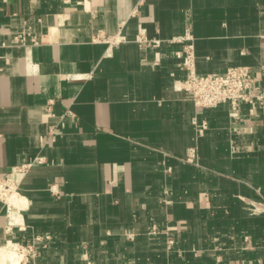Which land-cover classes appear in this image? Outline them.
I'll use <instances>...</instances> for the list:
<instances>
[{
  "label": "crops",
  "instance_id": "obj_1",
  "mask_svg": "<svg viewBox=\"0 0 264 264\" xmlns=\"http://www.w3.org/2000/svg\"><path fill=\"white\" fill-rule=\"evenodd\" d=\"M187 35L199 75L246 66L264 90V0H0V179L20 193L1 250L41 235L29 264H264V105L196 107Z\"/></svg>",
  "mask_w": 264,
  "mask_h": 264
},
{
  "label": "built area",
  "instance_id": "obj_2",
  "mask_svg": "<svg viewBox=\"0 0 264 264\" xmlns=\"http://www.w3.org/2000/svg\"><path fill=\"white\" fill-rule=\"evenodd\" d=\"M18 41L25 42L27 35L20 34L17 37ZM97 40L107 43H116L113 38L100 36ZM139 42L147 43L151 46H159L161 41H148L142 35L139 37ZM192 36L187 35L184 37L175 38L172 42L184 43L183 46V69L185 77L178 82L177 88L179 90L190 93L193 103L196 107L202 109L216 108L221 104L229 103L233 108V115L237 116L238 105L245 104H259L264 105V90L257 84L254 75L249 67L237 66L230 67L225 74H206L199 75L196 71V57L195 48L192 41ZM34 42V40H32ZM3 47L6 45L3 44ZM208 129V123H197L196 130L198 136L204 135ZM195 158V155L190 159ZM39 163L43 162V159H38ZM33 165V163L22 165L18 168L19 172H26ZM17 195L19 197V184L10 178L0 179V201L3 202L6 210V215L13 222L14 226L19 225L17 222V207L11 204L9 199L11 196ZM253 212H256L254 206ZM152 235H162L158 225H153L151 228ZM50 236H36L30 243L12 242L9 241L8 248L14 250L20 257V264H29L38 255V242L45 239H50ZM175 245L174 240H168V249H172ZM91 264V263H89Z\"/></svg>",
  "mask_w": 264,
  "mask_h": 264
},
{
  "label": "bare ground",
  "instance_id": "obj_3",
  "mask_svg": "<svg viewBox=\"0 0 264 264\" xmlns=\"http://www.w3.org/2000/svg\"><path fill=\"white\" fill-rule=\"evenodd\" d=\"M0 257L2 264H18L20 262L19 255L12 249H0Z\"/></svg>",
  "mask_w": 264,
  "mask_h": 264
},
{
  "label": "rangeland",
  "instance_id": "obj_4",
  "mask_svg": "<svg viewBox=\"0 0 264 264\" xmlns=\"http://www.w3.org/2000/svg\"><path fill=\"white\" fill-rule=\"evenodd\" d=\"M13 203H14V201H13ZM12 204V203H11ZM8 248V247H7ZM9 250H10V248H8Z\"/></svg>",
  "mask_w": 264,
  "mask_h": 264
}]
</instances>
